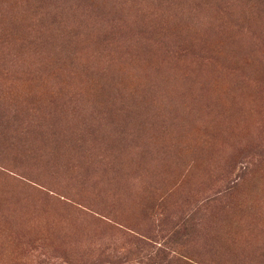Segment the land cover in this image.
Here are the masks:
<instances>
[{"label": "rangeland", "instance_id": "1", "mask_svg": "<svg viewBox=\"0 0 264 264\" xmlns=\"http://www.w3.org/2000/svg\"><path fill=\"white\" fill-rule=\"evenodd\" d=\"M0 264H264V0H0Z\"/></svg>", "mask_w": 264, "mask_h": 264}]
</instances>
